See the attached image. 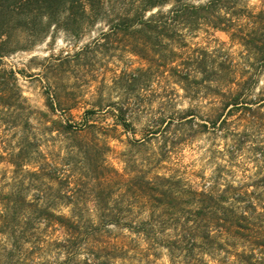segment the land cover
<instances>
[{"label": "trees", "instance_id": "16d2710c", "mask_svg": "<svg viewBox=\"0 0 264 264\" xmlns=\"http://www.w3.org/2000/svg\"><path fill=\"white\" fill-rule=\"evenodd\" d=\"M240 2L142 0L141 8L134 13L120 14L106 23L110 32H129L135 40L132 52L149 62L146 68L137 67L132 71L130 79L134 85L139 86L145 75L153 71L152 67L160 66L187 94L208 91L216 97L214 124L226 123L228 114L240 109L247 110L244 113L247 123L264 127V87L259 89L260 96L253 95L260 88L259 68L264 66V4L257 11ZM168 4L170 7L166 8ZM148 11L152 12L147 15ZM106 14L105 0H0V163H8L12 172L11 182L0 179V235L11 243L10 249L5 247L7 264H11L13 245L26 250V242L39 240L45 231H62L63 238L55 239L54 243L61 250H68L78 240L101 241V236L111 232L112 227L126 228L140 234L150 246L167 247L172 260L178 249L191 252L196 246L201 253L210 254L208 250L219 233L237 236H243L244 230L259 233L255 222L264 215L259 210L260 205L264 208V146L256 147L263 151L253 159L256 169L248 176L249 181L242 184L244 189L217 179L197 189L182 176L150 170L146 164L136 161L130 163L125 159V172L118 171L108 163L104 153L111 146L89 136L95 132V124L89 126V132L71 123L52 126L53 131L68 138L63 157L41 150L37 142L38 148L32 155L31 141L11 145L4 139L13 126L7 119V111L26 109L17 71L2 64L3 57L16 50L13 34L28 30L35 36L52 26H63L77 34L83 24H94ZM235 15L249 17L248 24L252 26L245 33L240 29L243 26L239 28L241 33L236 30L232 33L246 49L243 60L235 59L221 47L207 49L189 45L187 33L203 26L230 30L236 24L241 25L236 23ZM260 23L263 29H259ZM103 34L109 37V33ZM190 112L189 109L184 113L182 122L194 118ZM117 116L125 128L133 126L124 113ZM99 129L98 132L106 135L105 127ZM91 174L102 186L88 192V197L95 201L93 207L74 201L82 198V180ZM113 182L119 190L132 193V200L125 207L105 200L111 196ZM31 189L32 195L28 193ZM55 200H61L69 213L63 212ZM180 213L188 221L191 218V225L183 226L178 237L164 235L173 224L164 217L177 219ZM131 214L132 219L121 218ZM221 220L226 221L225 225H220ZM115 250L121 253L123 248ZM193 256H186L184 263L209 264L201 255ZM27 262L24 257L18 264H30Z\"/></svg>", "mask_w": 264, "mask_h": 264}, {"label": "rangeland", "instance_id": "374dc122", "mask_svg": "<svg viewBox=\"0 0 264 264\" xmlns=\"http://www.w3.org/2000/svg\"><path fill=\"white\" fill-rule=\"evenodd\" d=\"M105 1L104 19L83 24L77 34L63 26H52L35 36L28 30L13 34L16 50L3 57L2 64L17 71L24 97L21 100L26 109L7 111V119L13 126L4 139L11 145L31 141L32 155L39 144L41 150L52 156L63 157L68 138L53 131L52 126L71 123L89 132V126L95 124L97 128L89 136L111 146L110 151L104 152L107 161L122 173L126 159L130 163L146 164L150 170L182 176L197 189L215 179L244 189L242 184L249 181L248 176L256 169L253 159L263 151L256 147L264 146V127L247 123L244 119L247 110L240 109L228 114L226 123L214 124L216 97L208 91L187 94L160 66L152 67L153 71L145 75L139 86L134 85L130 79L132 71L137 67L146 68L149 62L132 52L135 40L129 32H110L106 22L123 13H134L141 8L142 0ZM240 4L258 11L264 0H241ZM234 18L236 23L242 24L230 30L203 26L195 32H186L189 45L207 49L221 47L235 59L243 60L246 49L232 33L235 30L241 33V26L245 33L252 26L247 16L235 15ZM262 26L260 23L259 29H263ZM104 32L109 33V37ZM259 69L261 81L260 88L253 93L255 97L260 96L259 89L264 87V66ZM130 103L134 105L128 106ZM189 109L194 118L182 122ZM119 113H124L133 126L125 128L118 120ZM101 127H105L106 135L98 132ZM94 176L83 178L82 198H76L75 202L95 205L88 192L102 186ZM11 177V166L0 163V179L11 182ZM111 191V196L105 197L110 204L125 207L132 200L131 191L119 190L114 182ZM28 193L32 195L34 190ZM55 202L63 212L69 213L61 200ZM183 204L189 207L188 202ZM259 210L264 214L261 205ZM184 213L177 219L176 216L164 217L173 223L164 235L178 237L183 226L191 225V218L188 221ZM133 217V214L121 216L122 219ZM220 223L225 225L226 221ZM255 223L259 233L249 230H244L243 236L219 233L208 250L210 254L201 253L199 246L191 252L178 249L175 260L167 247L150 246L140 234L126 228L112 227L111 232L101 236V241L78 240L74 248L68 250H61L54 243L55 239L63 238L62 231H45L39 240L26 242V250L13 245L10 263L18 264L27 257L30 264H187L185 257H194V254L195 257L201 255L209 264H264V215ZM10 244L0 235V264L9 263L6 257ZM118 246L123 248L121 253L115 250ZM192 264L196 263L192 261Z\"/></svg>", "mask_w": 264, "mask_h": 264}]
</instances>
